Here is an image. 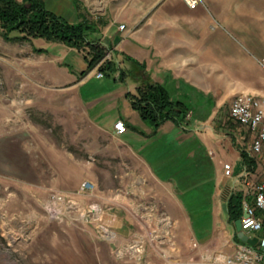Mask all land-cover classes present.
<instances>
[{
  "label": "crops",
  "instance_id": "crops-1",
  "mask_svg": "<svg viewBox=\"0 0 264 264\" xmlns=\"http://www.w3.org/2000/svg\"><path fill=\"white\" fill-rule=\"evenodd\" d=\"M44 2L71 22L87 20L91 42L112 55L98 77L97 64L86 70L78 60L84 67L73 72L58 64L66 54L82 55L88 47L44 37L34 38L38 46L23 40L31 47L7 64L12 110L38 105L53 111L63 126L82 128L71 131V141L85 144L87 176L95 186L156 193L175 225H191L203 255L215 259L218 253H232L243 240L226 217L227 200L241 194L242 218L246 182L253 183L257 175L244 174L248 165L242 156L253 134L244 135L242 130L249 129L239 123L237 130L225 124L224 106L238 92L264 94V0H203L194 8L185 0ZM95 78L102 87L85 90ZM149 82L163 84L172 100L186 104L182 121L167 119L155 130L142 117L132 95ZM119 119L127 125L123 133L115 128ZM17 128L8 135L16 143ZM226 162L232 164L231 176L225 174ZM196 207L207 210V223L194 218L191 209ZM261 231L251 235L260 237Z\"/></svg>",
  "mask_w": 264,
  "mask_h": 264
},
{
  "label": "rangeland",
  "instance_id": "rangeland-1",
  "mask_svg": "<svg viewBox=\"0 0 264 264\" xmlns=\"http://www.w3.org/2000/svg\"><path fill=\"white\" fill-rule=\"evenodd\" d=\"M22 41L0 32V264H209L213 257L203 255L191 225H175L156 193L131 186H83L94 183L87 176L86 147L71 141V131L82 128L63 126L53 111L38 105L12 110L7 64L31 47ZM81 53L66 54L59 66L73 72L85 64L87 70L89 49ZM99 82L89 79L83 88L102 87ZM229 109L227 99L225 124L237 130ZM13 128L20 133L18 143L8 137ZM71 163H77L73 170L66 168ZM196 208L191 209L194 218L207 223V210ZM226 217L236 223L233 212L227 210Z\"/></svg>",
  "mask_w": 264,
  "mask_h": 264
},
{
  "label": "trees",
  "instance_id": "trees-1",
  "mask_svg": "<svg viewBox=\"0 0 264 264\" xmlns=\"http://www.w3.org/2000/svg\"><path fill=\"white\" fill-rule=\"evenodd\" d=\"M91 27L87 20L71 22L49 9L44 0H0V32L5 38L31 40L34 37H44L76 48L88 47L90 58L87 60L89 66H94L102 60L106 48L97 42H91L88 37ZM14 31L19 32V35L11 36ZM108 65L109 62L104 61L100 69L104 70ZM132 101L155 130L167 119L182 121L188 112L183 101L172 100L167 88L157 82L142 86L138 95H132ZM242 156L248 166L254 163L246 150L242 151ZM236 198L238 202L234 203ZM227 202L228 211L233 212L236 219L240 218L243 212L241 194H231Z\"/></svg>",
  "mask_w": 264,
  "mask_h": 264
},
{
  "label": "built area",
  "instance_id": "built-area-1",
  "mask_svg": "<svg viewBox=\"0 0 264 264\" xmlns=\"http://www.w3.org/2000/svg\"><path fill=\"white\" fill-rule=\"evenodd\" d=\"M185 1L190 7L194 8L203 0ZM124 26V24L120 25L121 28H124ZM111 55L112 50L108 49L98 65L101 66ZM261 63L264 65V58H262ZM98 76H103L101 69ZM230 116L240 125L246 126L253 134L247 152L254 159V163L246 167L244 174H255L257 178L253 183L249 180L246 182L248 189L244 206L248 211V215L241 218L242 230L253 236L251 232L264 229V94L250 91L238 92L231 101ZM115 128L117 132L123 133L127 130V125L122 119H119L115 122ZM224 168L226 175H233L231 163L226 162ZM93 185L94 183L89 181L83 184V186ZM209 264H264V235L259 237L256 245L247 241L240 242L232 253L218 255Z\"/></svg>",
  "mask_w": 264,
  "mask_h": 264
},
{
  "label": "water",
  "instance_id": "water-1",
  "mask_svg": "<svg viewBox=\"0 0 264 264\" xmlns=\"http://www.w3.org/2000/svg\"><path fill=\"white\" fill-rule=\"evenodd\" d=\"M248 215V211L247 209L244 211V216H247ZM236 229L238 231V236L239 238H241L243 241H247L253 245H256L257 242H258V239L259 237L258 236H250L248 235L247 233H245L243 230H242V220L241 218L237 219L236 220Z\"/></svg>",
  "mask_w": 264,
  "mask_h": 264
}]
</instances>
